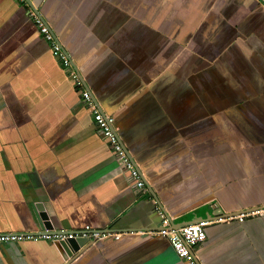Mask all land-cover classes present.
<instances>
[{
    "label": "crops",
    "instance_id": "obj_1",
    "mask_svg": "<svg viewBox=\"0 0 264 264\" xmlns=\"http://www.w3.org/2000/svg\"><path fill=\"white\" fill-rule=\"evenodd\" d=\"M144 188L17 0H0V264H188L157 232L264 205L263 0H32ZM196 264H264V215L213 222Z\"/></svg>",
    "mask_w": 264,
    "mask_h": 264
},
{
    "label": "built area",
    "instance_id": "obj_2",
    "mask_svg": "<svg viewBox=\"0 0 264 264\" xmlns=\"http://www.w3.org/2000/svg\"><path fill=\"white\" fill-rule=\"evenodd\" d=\"M21 5H23L27 11L30 19L37 27L38 31L42 37L49 43L51 48V53L56 57L62 65V68L69 74L70 78L74 81L76 87L81 89L80 96L85 104L93 108V120L98 129L101 130L104 137L108 140L109 145L116 155L118 162L125 169L131 172V175L135 181L133 187L135 189L144 188V182L140 180L139 174L134 167L130 157L123 148L117 134L112 129L113 118L111 116L103 115L93 106V101L90 93L83 87L82 81L78 74L72 69L71 63L67 55L62 50L61 46L55 40L54 36L48 29L47 25L39 17L36 10L32 7V0H17ZM160 218V230L157 232L158 235L166 237L171 245V248L176 253V255L186 261L188 264H196L195 259L192 254V248L202 244L206 240L205 227L213 222H232L236 221L241 223L247 217H258L264 215V205L246 209L236 215H228L227 217H217L216 220L208 221L201 220L199 222L186 224L178 227L177 229L171 227L169 218H167L161 208H156ZM83 237H89L90 240H98L101 236L98 232L92 231L89 227H85L82 231ZM88 233V234H87ZM60 238L61 240H66V238H71L72 235H59V234H47L42 233L37 237L36 235H0V241L7 240H22V239H37V238Z\"/></svg>",
    "mask_w": 264,
    "mask_h": 264
},
{
    "label": "water",
    "instance_id": "obj_3",
    "mask_svg": "<svg viewBox=\"0 0 264 264\" xmlns=\"http://www.w3.org/2000/svg\"><path fill=\"white\" fill-rule=\"evenodd\" d=\"M36 12H37V14H39L38 10ZM236 214H239V213L228 214V215H236ZM228 215H225L224 217H227ZM216 218H212L210 216L206 217V219L195 218V219H193L191 221H187L185 223H181L178 226H183V225H186V224L199 222L201 220L213 221V220H216ZM98 233H99V235H102V234H105L106 231H104L102 233H100V232H98ZM47 234H51V233H47ZM58 234L59 235H69V234L72 235L71 238H66V240H64L63 243L66 244V246L68 247L69 251L72 254H74V255H77L82 249H85V248L89 247L90 245H92L94 243V240H90L89 237H83L82 236L83 233L81 231H64V232H60Z\"/></svg>",
    "mask_w": 264,
    "mask_h": 264
}]
</instances>
